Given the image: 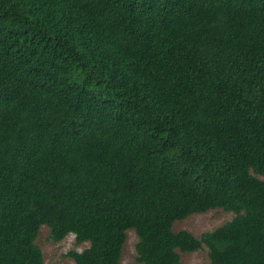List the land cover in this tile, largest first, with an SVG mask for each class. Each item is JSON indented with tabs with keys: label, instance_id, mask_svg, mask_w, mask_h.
<instances>
[{
	"label": "trees",
	"instance_id": "obj_1",
	"mask_svg": "<svg viewBox=\"0 0 264 264\" xmlns=\"http://www.w3.org/2000/svg\"><path fill=\"white\" fill-rule=\"evenodd\" d=\"M233 216L198 238L172 223ZM264 264V0H0V264Z\"/></svg>",
	"mask_w": 264,
	"mask_h": 264
},
{
	"label": "rangeland",
	"instance_id": "obj_2",
	"mask_svg": "<svg viewBox=\"0 0 264 264\" xmlns=\"http://www.w3.org/2000/svg\"><path fill=\"white\" fill-rule=\"evenodd\" d=\"M233 213L223 211L219 208L209 209L202 213H194L182 220L172 223L174 232L186 230L194 237L198 238L203 232L210 231L225 221L229 220ZM136 236L133 230L128 229L125 232V239L121 247L119 264H141L135 260L134 243ZM35 244L39 247L43 264H75L67 252L70 250L80 251L87 246V243L77 245L74 243L71 234L66 235L62 240L53 242L49 237V230L45 226H40L35 239ZM181 264H208L207 249L202 248L188 253L179 252Z\"/></svg>",
	"mask_w": 264,
	"mask_h": 264
}]
</instances>
